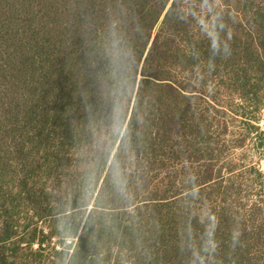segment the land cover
<instances>
[{"label":"trees","instance_id":"trees-1","mask_svg":"<svg viewBox=\"0 0 264 264\" xmlns=\"http://www.w3.org/2000/svg\"><path fill=\"white\" fill-rule=\"evenodd\" d=\"M236 99L257 130L264 0H0V264H264L210 201Z\"/></svg>","mask_w":264,"mask_h":264},{"label":"rangeland","instance_id":"rangeland-1","mask_svg":"<svg viewBox=\"0 0 264 264\" xmlns=\"http://www.w3.org/2000/svg\"><path fill=\"white\" fill-rule=\"evenodd\" d=\"M238 103L236 99L232 102L233 108L227 109L226 114L217 116L220 121L226 122L227 131L214 136L216 146L221 149L217 162L221 168V176L215 185V189L219 187L220 190H214L215 193L210 201L218 204L220 191L236 190V194L230 198L232 202L234 200L233 203L231 202L232 210L237 217L247 220L251 206L261 207L259 216L256 215L257 219L251 221L248 232L264 233V148L259 146L256 138L261 131H264V101L260 110L256 112L258 120L254 123L257 125V130L246 124L247 120L241 114L246 110L238 109L240 108L237 106ZM242 138L244 141L240 145L239 140L241 141ZM75 242L76 238H67L65 243L69 245ZM263 251L260 248L257 255L260 256Z\"/></svg>","mask_w":264,"mask_h":264}]
</instances>
